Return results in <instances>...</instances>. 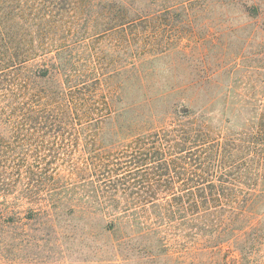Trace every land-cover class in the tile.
<instances>
[{
  "label": "trees",
  "instance_id": "16d2710c",
  "mask_svg": "<svg viewBox=\"0 0 264 264\" xmlns=\"http://www.w3.org/2000/svg\"><path fill=\"white\" fill-rule=\"evenodd\" d=\"M153 1L0 0V198H32L48 184L45 214L73 229L96 224L116 257L123 250L144 251L134 242L163 228L223 243L229 229L222 222L242 220L264 199V191L252 187L175 186L186 182L189 144L202 139L194 121L203 116L184 87L161 80L155 54L143 59L147 49L132 43L130 30L156 19ZM156 1L171 13L199 0ZM250 9L251 16L260 10L255 3ZM121 49L126 60L118 63L113 55ZM166 115L171 122L157 126ZM44 140L67 141L58 146L65 152L84 151L77 163L65 164L60 186L57 171L27 162V153L39 150L28 144ZM236 239L244 261L262 241L246 232Z\"/></svg>",
  "mask_w": 264,
  "mask_h": 264
},
{
  "label": "rangeland",
  "instance_id": "374dc122",
  "mask_svg": "<svg viewBox=\"0 0 264 264\" xmlns=\"http://www.w3.org/2000/svg\"><path fill=\"white\" fill-rule=\"evenodd\" d=\"M167 1L172 5L183 0ZM164 3L154 0L156 19L139 22L136 31H130L132 43L147 49L140 57L155 54L161 80L167 77L176 87H184L195 99L192 107L202 110L203 117L194 121L200 125L202 139L199 145L189 144L186 182L175 186L264 191V0H199L187 11L171 13L161 9ZM253 3L260 8L257 16H251ZM126 54L121 49L113 57L121 63ZM189 117L193 121L195 115ZM170 122L166 115L156 123L166 126ZM62 142L67 144L31 142L29 149L39 150L27 153L28 163L36 161L34 167L58 172L59 186L68 173L65 164L77 163L84 155L75 148L62 151L58 148ZM71 179L66 181L72 183ZM45 187L48 184L40 186L32 198L22 200L18 194V199H12V193L6 201L0 198V264H264V199L250 207L242 220L228 217L222 222L229 229L223 232L228 239L223 243L213 244L210 235L190 239L184 232L163 228L158 236H141L134 242L146 247L144 251L123 250L116 257L108 251L109 240L96 224L73 229L45 214ZM206 220L210 222L205 227L210 228L213 220ZM245 232L250 239L262 240L246 261L235 244L236 237ZM159 239L165 253L157 249ZM149 249L155 256H149Z\"/></svg>",
  "mask_w": 264,
  "mask_h": 264
}]
</instances>
